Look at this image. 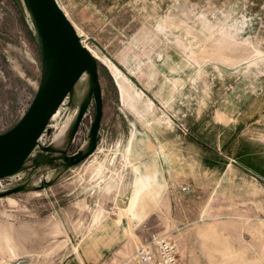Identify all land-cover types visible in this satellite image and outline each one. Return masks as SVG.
I'll return each mask as SVG.
<instances>
[{"label": "rangeland", "instance_id": "1", "mask_svg": "<svg viewBox=\"0 0 264 264\" xmlns=\"http://www.w3.org/2000/svg\"><path fill=\"white\" fill-rule=\"evenodd\" d=\"M56 2L97 63L98 142L72 164L91 148L86 72L26 156L43 153L68 124L63 148L49 152L56 167L40 163L0 179V264H60L98 217L128 203V212L137 203L140 212L128 226L133 245L166 234L179 264H264V0ZM43 79L25 0H0V135L22 118ZM149 126L158 141L151 156H166L167 173L151 192L132 194L123 156L130 136Z\"/></svg>", "mask_w": 264, "mask_h": 264}, {"label": "water", "instance_id": "2", "mask_svg": "<svg viewBox=\"0 0 264 264\" xmlns=\"http://www.w3.org/2000/svg\"><path fill=\"white\" fill-rule=\"evenodd\" d=\"M25 3L36 27L44 62V79L37 97L22 118L14 127L0 135V179L20 171L18 168L26 161V156L37 144L50 119L86 72L91 81L90 96H93L95 103L91 148L86 153L71 157L70 161L73 165L87 159L96 148L102 116L96 60L82 45L73 25L56 0H25ZM46 70H49L50 77L46 88L42 91ZM85 108L86 106L80 109L71 135L76 133ZM42 150L47 152L49 148Z\"/></svg>", "mask_w": 264, "mask_h": 264}, {"label": "crops", "instance_id": "3", "mask_svg": "<svg viewBox=\"0 0 264 264\" xmlns=\"http://www.w3.org/2000/svg\"><path fill=\"white\" fill-rule=\"evenodd\" d=\"M220 117L226 121L228 115L221 113ZM213 123L223 125V131L225 130L226 126L223 122L214 120ZM156 136V131L149 126L144 132L134 134L129 138L126 148L129 153L128 156H123V159L129 165L131 174L125 187L126 190L130 189L132 194L135 189L140 192V195L144 192H151L153 189L150 186L157 185L161 176L167 173L166 170L163 171V168L166 167L163 157L166 158V156H151L158 142ZM92 157V160L97 158V156ZM128 207L129 203L124 209H121L122 212L119 210L115 214L98 217L90 232L60 264H114L132 253L138 245L127 241L128 226L138 221L140 212L137 211L138 203L133 213L128 212ZM119 213L122 215L119 216Z\"/></svg>", "mask_w": 264, "mask_h": 264}, {"label": "built area", "instance_id": "4", "mask_svg": "<svg viewBox=\"0 0 264 264\" xmlns=\"http://www.w3.org/2000/svg\"><path fill=\"white\" fill-rule=\"evenodd\" d=\"M181 191L188 193L189 187H182ZM178 254V248L173 240L166 234H155L128 257L114 264H179Z\"/></svg>", "mask_w": 264, "mask_h": 264}, {"label": "bare ground", "instance_id": "5", "mask_svg": "<svg viewBox=\"0 0 264 264\" xmlns=\"http://www.w3.org/2000/svg\"><path fill=\"white\" fill-rule=\"evenodd\" d=\"M86 48V47H85ZM87 49V48H86ZM89 52V51H88ZM45 84L42 88V91L46 88L47 86V83H48V80H49V77H50V73H49V70H46V73H45ZM87 101L83 102L82 103V107L86 106L87 107ZM80 108V109H81ZM55 116V115H54ZM70 124V123H69ZM68 128H69V125L68 124H65L61 127V129L59 130V132L57 134H55V136L53 137L51 143L49 144L50 147L49 148V151L46 152H43V153H40L38 155H36L37 157H32V158H29L18 168V170H21L22 168L26 167V166H29L30 168L32 166H37L39 165L40 163H43V164H52L53 166L56 165V163L52 162V158L50 157L51 155L49 154L50 151H59L63 148V145L66 143V140L65 139V136H66V132L68 131ZM72 130H70L71 132ZM71 137V136H70ZM36 145V144H35ZM60 155V154H59ZM63 155V154H62ZM64 158V157H63ZM59 160V159H57ZM59 163V162H58ZM64 163V162H63ZM51 165V166H52ZM58 165H61V164H58ZM40 166V165H39ZM50 166V168H51ZM56 167V166H55ZM54 167V168H55ZM63 167V166H61ZM48 168V169H50ZM60 168V167H59ZM34 169V168H33ZM45 169V168H44ZM53 169V168H52Z\"/></svg>", "mask_w": 264, "mask_h": 264}]
</instances>
